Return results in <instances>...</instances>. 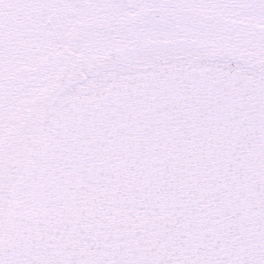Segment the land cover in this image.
<instances>
[{
    "label": "snow or ice",
    "instance_id": "obj_1",
    "mask_svg": "<svg viewBox=\"0 0 264 264\" xmlns=\"http://www.w3.org/2000/svg\"><path fill=\"white\" fill-rule=\"evenodd\" d=\"M0 264H264V0H0Z\"/></svg>",
    "mask_w": 264,
    "mask_h": 264
}]
</instances>
